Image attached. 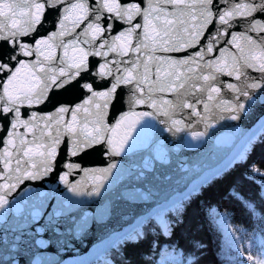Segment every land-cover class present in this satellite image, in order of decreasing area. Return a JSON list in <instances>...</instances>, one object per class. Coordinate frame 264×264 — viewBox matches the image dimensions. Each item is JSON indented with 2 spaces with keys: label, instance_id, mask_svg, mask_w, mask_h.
<instances>
[{
  "label": "snow or ice",
  "instance_id": "snow-or-ice-1",
  "mask_svg": "<svg viewBox=\"0 0 264 264\" xmlns=\"http://www.w3.org/2000/svg\"><path fill=\"white\" fill-rule=\"evenodd\" d=\"M168 6L172 7V12L167 11ZM5 8L9 11H4ZM17 9L27 11H21L17 17ZM177 9L180 15L175 20L161 19L176 17ZM153 15L161 20L163 36L160 25H151L155 35L149 30ZM0 18V180L4 181L0 184V209L8 205V197L25 181L43 180L57 169L58 182L73 197H101L100 201H94L100 204V209L89 216L78 210L80 200L68 197L60 200L54 192H40L27 205L22 221L0 229V264H46L42 250L50 245L71 247L66 237L79 236L93 224L106 234V264H132L130 251L149 237L151 245L156 247L159 237L167 236L170 240L184 226L185 214L196 189L187 193L182 191L177 198L158 199L161 190L178 183V174L185 171V165L169 167L168 150L163 148L155 155L151 148L138 155L132 154L129 142L134 143L133 132L138 126L141 129L150 126L148 121L162 125L161 132L176 135L186 131L193 141H199L215 123L249 118L258 106L264 107V47L249 35L258 33V39L264 43V0H155V6L153 0H147V7H144V0H23V3H0ZM138 18H142L143 24L135 22ZM188 18L192 21L191 26ZM118 23L127 27L118 36L107 35ZM82 26L83 30L77 33ZM141 28L143 31L138 32ZM235 28L243 31H232ZM74 33L76 38L65 43L63 38ZM229 35L231 39L226 40V44L244 39L249 45L261 48L260 57L251 55L246 59L241 55L230 66H222L220 59L209 58L217 50L223 52L217 46ZM81 37L88 47L80 48L82 55L72 60L67 50L69 46L81 43ZM122 39L126 40V45L118 47L116 41ZM149 42L154 45L153 54L157 51L183 52L182 59L149 56L172 66H181V70L169 71L164 77L157 74L149 83L150 66L147 63L141 76L139 59H106L110 52L120 57L140 53L149 48ZM235 46L243 53V47ZM57 47L64 49V55L53 66L57 57L54 50H49ZM46 51L47 55L44 54ZM33 55L35 60L26 59ZM89 56H99L103 62L98 67L90 65ZM121 65L125 66L122 68ZM193 65L195 69L206 70V74H202L203 84L198 88L201 96L187 88L189 80L201 75ZM245 69L260 75L251 76ZM221 75L239 83H224L219 79ZM165 92L175 99L157 95ZM224 92L229 95L226 97ZM204 93L207 101L213 102L211 105L202 99ZM201 103L203 113L198 110ZM138 105H146L151 111L136 112ZM35 106H43L50 114L39 115L38 111L32 110ZM124 107L128 110L122 111ZM22 108L31 110L30 114L29 111L22 112ZM93 108L94 112L91 111ZM82 109L88 116L96 117L91 129L87 118L83 124L78 119ZM110 109L116 117L111 126L104 121ZM185 109L187 113H184ZM69 114L72 119L64 120L63 116ZM178 116L181 118H174ZM256 120L264 121V115ZM125 121L128 123L123 134L114 138L111 133ZM39 122L48 129L46 140L43 132L37 136L35 131H28L37 128ZM201 124L204 130H196ZM62 127L67 136L63 149L60 147ZM261 128L264 129V124ZM28 135L33 136L31 142L25 138ZM98 149L109 158L107 166L82 167L84 157ZM258 150L261 153L259 160L256 159ZM121 156L128 159V167L122 171L123 180L118 187H109L106 182L118 168L111 158ZM233 168L243 170L241 179L254 186L255 193L253 199H246L242 191L234 188L229 195L256 217L255 201L264 204V133H253L244 138L236 153L222 165L209 169L201 183L228 179ZM77 170L92 177L90 186L87 182L80 185L69 180ZM53 200L56 202L49 204ZM149 202L148 211H134L138 204ZM204 215L213 226L228 235L227 213L209 205L204 209ZM205 247L195 236L190 238L187 251L169 243L170 253L160 264H168L169 259L171 264H200ZM229 247L236 249L234 240ZM236 254L239 256L238 250ZM221 255L224 256L223 251ZM260 257H264V250ZM225 259L231 260V257L225 256ZM247 259L253 261L251 255ZM254 264H264V259L258 257Z\"/></svg>",
  "mask_w": 264,
  "mask_h": 264
},
{
  "label": "water",
  "instance_id": "water-1",
  "mask_svg": "<svg viewBox=\"0 0 264 264\" xmlns=\"http://www.w3.org/2000/svg\"><path fill=\"white\" fill-rule=\"evenodd\" d=\"M13 2L23 3V0H0V3L10 4ZM118 2H122V0H118ZM155 6V0H153ZM144 7H147V0H144ZM223 7V5H222ZM4 11H9L7 8ZM21 11H27V9H17L16 15L17 17L20 15ZM168 12H172L173 9L171 6L167 8ZM11 15V12H9ZM180 12L179 9L176 10V17L167 16L162 17L167 19L175 20L179 17ZM2 19V18H0ZM189 19V26H191V19ZM143 24L142 18H138L137 21ZM156 24L160 25L161 36L163 33V26L161 24V20L156 19L155 15H153L152 20L150 21V32L151 25ZM126 25H122L120 23L117 24L116 28L112 31V33L107 34L109 36H118L119 32L126 28ZM83 30V26L80 29H77V33ZM143 28L138 30V32H142ZM232 31L241 32L243 31L241 28L232 29ZM50 34V32L48 33ZM152 35H155V32H151ZM186 35V33H184ZM252 36L253 40L257 42V44H261V47H264V43H262L258 39V33L252 32L249 33ZM76 33H74L71 37H64V42L67 43L70 39H75ZM90 38V37H89ZM59 39V38H58ZM83 37L80 38L81 43L77 46H69L67 50V55L70 59L75 60L76 58L82 55L80 48H87V45L82 43ZM231 39V36L223 37L218 44V49H223V52L217 50L213 53L212 57L221 60V65H232L237 59L243 55L244 58H249L251 55H256L258 58L261 55V48L255 47V45H249L246 40L238 39L235 44H226L225 41ZM158 42V41H157ZM98 43V42H97ZM135 43V40L133 41ZM240 45L244 48L243 53L239 51V49L235 45ZM116 45L119 47L121 45H126V40H118L116 41ZM154 45L149 42L148 49H142L140 53H129L128 56L120 57L115 53L110 52L108 57L106 58L108 61L115 60H136L139 59L141 61L139 67V73L142 76L145 69L144 64L147 63L150 66V79L154 81L156 79L157 74L161 77H164L167 72L176 70L180 71L181 66H172L168 63H165L163 60L150 59L149 56L152 55L154 57H164L170 56L174 59L184 58L183 52H172V53H163L157 51L156 53H151V49ZM55 51L57 60L54 62L55 64L59 63V57L64 55L63 48H55L49 51ZM107 51V49H104ZM191 51H195L192 49ZM45 55L48 54L46 51ZM28 60H35L36 57L33 55L32 57L26 58ZM43 60V56L40 58ZM89 62L91 64H95L96 67L99 66V63L103 62V59L99 56H89ZM259 60L256 61L258 63ZM242 64L243 61L241 60ZM157 65H159V73L157 72ZM111 66V65H110ZM125 65H121L123 68ZM129 67L131 65H128ZM197 73H201V75L194 76L191 80H189L187 88L191 93H194L196 96H201V93L198 91L199 86L203 84L202 74H206V70L195 69ZM245 71L251 76H259L258 72H253L251 69H245ZM220 81L224 83H239L234 80L232 77H228L226 75H221L219 77ZM102 90V89H101ZM147 90L145 89V92ZM183 91V90H181ZM157 95H162L165 99H175V97L168 93H157ZM224 95L227 97L229 95L227 92H224ZM191 100V97H189ZM202 99L205 102H208L210 105L213 102L207 101V94L204 93ZM38 111L39 115H49V111L43 106H35L34 109ZM127 107H124L122 111H127ZM198 110L202 113L203 103L198 105ZM30 111L26 108H22V112ZM91 111H95V109H91ZM112 109L109 110L108 115L104 117V121L106 124L111 126L115 123V118L113 116ZM136 112H144L151 111L146 105H138L135 108ZM188 110L185 109L184 113H187ZM182 113L181 116L184 114ZM119 114L117 113V116ZM264 115V107H257L255 109L254 115L249 118H242L239 121H231V120H223L215 123L213 127L209 128L207 131V135L199 141H193L191 137L187 134V132H181L176 135H172L168 132H161L160 129L163 127L153 121H148L150 126L143 127L142 129L138 126L137 130L133 132V141L129 143L132 145L130 152L132 154H141L144 153L146 149L151 148L152 153L158 154L160 150L167 149V157L169 159V167L178 168L182 163L185 165V171L179 173L178 183H174L171 188L161 190L157 195L158 199L163 200L165 197L177 198L180 193L183 191L187 193L192 191L193 188L196 189V192L200 187H202L206 183H201L202 177L207 173L209 169H212L218 165H222L226 160L239 149L240 144L244 138L247 136L256 133L257 135L263 130L261 128V124H264V121L257 122L256 117ZM25 119L27 116L24 117ZM85 118L88 121V128L91 129L96 117L88 116L87 113H84L83 109L81 110L80 116L78 117L81 124L84 123ZM163 119L164 117H159ZM174 118H181L180 116ZM64 120H71V115H64ZM128 121H125L124 124L121 125L116 132L111 133L114 138H118L123 134L124 128L126 127ZM187 123V121H186ZM196 130L203 131V125H197ZM23 132V128L20 129ZM29 133L35 131L36 135L39 136L41 132L45 134L44 139H47L48 129L44 128L43 122H39V126L35 129L29 128ZM53 135L55 134V126L53 125L51 129ZM61 149L65 147V143L67 142V136L64 134V128H61ZM26 140L31 142L33 140L32 135H28L25 137ZM43 142V141H40ZM19 143V141H17ZM127 147V146H126ZM112 160H115L118 164V168L113 170V175L109 177V182H106V185L109 187H118L122 182V171L128 167V159L124 156L121 157H112ZM109 158L103 154V150L98 149L95 152H92L88 156L84 157V162L82 167L84 168H102L106 167L109 163ZM15 162L13 161V164ZM2 168V165H0ZM62 168V165L60 166ZM59 169L55 171L52 175L45 177L43 180L37 181H25L21 184L15 192H13L9 197V203L4 209H0V229L5 227L7 224H14L18 221H22L25 213L28 208L27 205L34 201L40 192H54L55 196L62 200L65 197L77 199L82 201V203L78 206V210L80 212L87 213L89 216L95 215L100 209V204L94 201H100L101 197H73L72 193H69L67 188L58 182ZM69 180L73 184L82 185L85 182L90 186L92 183V177L85 176L83 172L77 170L73 173L72 176L69 177ZM210 181V180H209ZM4 181L0 180V184H3ZM103 191V190H102ZM56 202L55 200L49 201V204ZM151 206V202L148 204H138L134 211L136 212H144L148 211ZM51 210L50 208L48 209ZM134 226V225H133ZM71 247L65 246L60 248L56 245H50L47 249L42 250V255L46 264H93L98 260L104 259L107 256V245H106V234L103 229L97 228L95 224L86 232L81 233L79 236H68L66 237Z\"/></svg>",
  "mask_w": 264,
  "mask_h": 264
},
{
  "label": "trees",
  "instance_id": "trees-1",
  "mask_svg": "<svg viewBox=\"0 0 264 264\" xmlns=\"http://www.w3.org/2000/svg\"><path fill=\"white\" fill-rule=\"evenodd\" d=\"M260 157L261 153L258 150L256 159L259 160ZM242 175V169L233 168L228 179L211 180L201 187L193 195L191 206L185 214L184 226L178 229L170 240L167 236L159 237L158 247L151 245L149 237L138 248L130 251L132 264H160V261L167 258L170 253L169 243L179 245L187 251L192 236L203 241L206 246L200 264H254L258 257L264 259L260 257L261 250H264V219H261L264 217V204L259 200L255 201L257 216L253 217L229 195L235 188L242 191L246 199L254 198L255 187L243 181ZM209 205H215L221 213L228 214L227 236L222 229L213 226L206 219L204 209ZM232 240L236 243L235 250L229 247ZM237 250L239 256L236 254ZM221 251L224 252V256L221 255ZM248 255L253 257V261L247 259ZM225 256L231 257V260H226ZM168 264H171L170 259Z\"/></svg>",
  "mask_w": 264,
  "mask_h": 264
}]
</instances>
